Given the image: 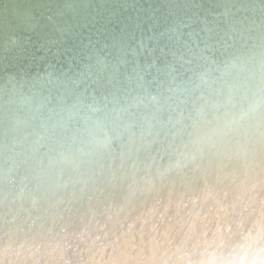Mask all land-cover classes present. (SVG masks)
Here are the masks:
<instances>
[{"label":"bare ground","instance_id":"1","mask_svg":"<svg viewBox=\"0 0 264 264\" xmlns=\"http://www.w3.org/2000/svg\"><path fill=\"white\" fill-rule=\"evenodd\" d=\"M28 17L37 23L34 30L25 22ZM203 17L215 21L229 55L197 59L198 71L205 87L230 93L232 110L240 113L264 97V0H0V264H100L111 258V248L105 256L98 245L117 240V232L120 245L131 241L127 258L146 247L142 258H154L157 264H252L264 257V177L243 138L233 145L237 164L201 180L194 190L173 187L167 180L146 190L142 184L141 191L71 211L53 205L46 221L23 220L7 230L11 235L5 231L3 200L43 190L47 178L38 181L32 170L45 160L47 149L33 153L32 148L45 129L67 128L85 150L93 135L103 133L73 107L71 79L42 71L57 51H48L44 41L58 39L61 50H80L89 41L101 48L125 24L135 30L136 23L151 19L161 24L187 20L199 31ZM63 25L68 31L60 34ZM148 35L136 31L133 48L140 39L147 42ZM198 51L197 44H189L176 54L194 60ZM5 55L10 72L28 74L6 78ZM127 59L131 67L149 54L141 49ZM77 65L82 72L107 70L89 68L87 60Z\"/></svg>","mask_w":264,"mask_h":264},{"label":"snow or ice","instance_id":"2","mask_svg":"<svg viewBox=\"0 0 264 264\" xmlns=\"http://www.w3.org/2000/svg\"><path fill=\"white\" fill-rule=\"evenodd\" d=\"M201 20L203 26L199 31L187 20L161 24L158 19H151L136 23L135 30L125 24L118 33L110 34L101 48L89 41L80 50H61L58 39L44 41L43 47L48 51L53 47L57 51L54 61L48 62L42 71L71 79L76 90L73 107L85 113L86 123L102 128L103 133L99 137L93 135L85 150L76 146L77 136L69 134L67 128L62 132L55 126L45 129L32 152L46 148V162L40 160L32 172L38 181L47 179L43 190L3 200L2 219L8 235L12 233L7 230L23 220L46 221L53 205L71 211L86 204L115 200L125 191H141L142 184L146 190L148 185L165 180L173 187L194 190L201 180L207 181L226 166L237 164L233 145L239 138L247 142L253 162L259 160L264 177V97L235 113L230 93L223 88L205 87L197 59L214 61L226 58L229 52L220 39V31L213 27L215 21L206 17ZM25 22L33 30L37 27L31 17ZM66 31L64 25L58 28L60 34ZM136 31H148L149 35L147 42L140 39L133 48ZM11 44L21 47L16 40ZM189 44L198 45L194 60L176 54ZM141 49L149 54V59L143 63L132 61L129 67L128 55ZM4 59L6 78L19 79L28 74L24 70L10 72L7 55ZM78 60H87L89 68L107 70L82 72ZM97 114L102 119L94 118ZM260 211L264 216V202ZM261 233L264 234V222ZM123 235L127 237L128 233ZM101 239L105 238L97 237ZM119 239L117 232V240L98 245L105 256L111 248V258L100 264H157L154 258H142L146 247L127 258L131 241L120 245ZM252 264H264V257Z\"/></svg>","mask_w":264,"mask_h":264}]
</instances>
